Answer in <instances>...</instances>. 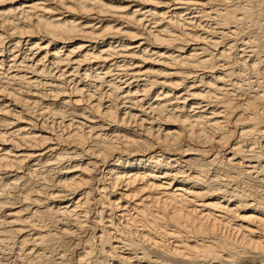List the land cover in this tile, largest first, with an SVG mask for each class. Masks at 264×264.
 <instances>
[{
	"label": "bare ground",
	"instance_id": "obj_1",
	"mask_svg": "<svg viewBox=\"0 0 264 264\" xmlns=\"http://www.w3.org/2000/svg\"><path fill=\"white\" fill-rule=\"evenodd\" d=\"M0 264H264V0H0Z\"/></svg>",
	"mask_w": 264,
	"mask_h": 264
}]
</instances>
